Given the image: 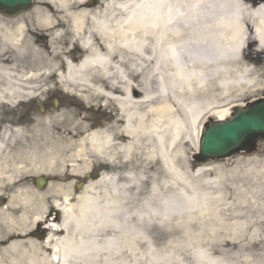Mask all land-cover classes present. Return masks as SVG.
<instances>
[{
    "label": "bare ground",
    "instance_id": "bare-ground-1",
    "mask_svg": "<svg viewBox=\"0 0 264 264\" xmlns=\"http://www.w3.org/2000/svg\"><path fill=\"white\" fill-rule=\"evenodd\" d=\"M34 1L0 10V116L62 89L83 112L0 126V264H264V158L193 159L207 117L264 97V0ZM101 164L51 202L26 180Z\"/></svg>",
    "mask_w": 264,
    "mask_h": 264
},
{
    "label": "rangeland",
    "instance_id": "rangeland-1",
    "mask_svg": "<svg viewBox=\"0 0 264 264\" xmlns=\"http://www.w3.org/2000/svg\"><path fill=\"white\" fill-rule=\"evenodd\" d=\"M119 2H128L127 0H118ZM108 0H96L95 3H93L92 7H98V8H104L105 6L108 5ZM212 3V0H211ZM114 6H118L114 5ZM129 6V5H128ZM113 7V6H112ZM117 11L121 14L122 10L120 8H117ZM29 12V11H28ZM26 12V13H28ZM23 14V13H22ZM122 15V14H121ZM81 53H78V55L81 57L83 53V51H81V49H79ZM55 82V81H54ZM65 91L64 89L62 90H57L51 94H45L42 97L33 100V101H25L20 103L19 105H17L16 107L12 106V107H3L2 108V116H0V118H2V122H0V126H4L6 125L7 122H14L16 124V126H24V127H28L31 126L35 120V117L39 114H43L46 111H50L53 110L54 108H56L57 106H65V104L68 103H72L79 108V110L81 112H83L81 109L82 104L80 102V100L78 99V97H73L71 98L70 96H67L66 94H64ZM262 98V93H257L255 95H251L249 96L243 103V105L239 106V107H244L247 105V103L254 101L256 99ZM72 99V100H71ZM235 107V106H234ZM233 108H231V113L233 111ZM210 118H212V120H216V118L214 116H209L207 117L204 122L206 120H209ZM89 122L91 124H93L95 127L97 128H102L104 127L106 124H108L110 122V118L103 113L102 111H100V109H96L90 112V117H89ZM203 126V125H202ZM1 127V128H2ZM200 137V136H199ZM199 144V140L197 141ZM198 150L194 153L196 154ZM260 157V158H264V140L259 142L258 144V148L251 153H246V152H240L238 154L232 155V156H228L226 158H222V159H217V160H213V161H208V163H210L211 165H219V164H226L228 167H234L236 164V160L240 157L243 158H250V157ZM193 159H194V155H193ZM111 170L109 169V167L106 164H101V167L98 169H95L92 173H87V174H80V175H72L66 178H60V176H55L52 174H46V173H41L39 172V174H26V180H28L29 184H31L37 191H39L41 194H44L47 199L49 200V202H51V200H53V198L51 197L53 194V189L51 184L55 181L60 182L62 185L67 186L68 184L71 185L72 188V192L76 195L79 194L84 186L85 183H95L102 175H109L111 174ZM87 175H90V177H87ZM39 177H44L46 179V183L44 187H40L37 184V178ZM212 178V176H211ZM152 179H150L149 182H151ZM67 190V187H66ZM5 194H3L2 196H0V204L1 205H6L7 202H9L10 199V195H11V191L10 189H6ZM49 223H43L42 226L45 228L48 226ZM47 231V229H44ZM260 234L263 235L262 231H259L256 235L257 238L260 237ZM47 234L44 233L43 234V238L46 236ZM43 238H41L40 240H43ZM241 258H243L242 256H240ZM219 264H231L229 260L225 261H218ZM232 262V261H231ZM217 264V263H214Z\"/></svg>",
    "mask_w": 264,
    "mask_h": 264
},
{
    "label": "water",
    "instance_id": "water-1",
    "mask_svg": "<svg viewBox=\"0 0 264 264\" xmlns=\"http://www.w3.org/2000/svg\"><path fill=\"white\" fill-rule=\"evenodd\" d=\"M33 5L34 0H0V10L10 16L27 11ZM260 139H264V99L253 101L246 108H235L226 121L206 122L195 159L206 161L241 151L252 152ZM38 185H45L44 178L38 179Z\"/></svg>",
    "mask_w": 264,
    "mask_h": 264
},
{
    "label": "snow or ice",
    "instance_id": "snow-or-ice-1",
    "mask_svg": "<svg viewBox=\"0 0 264 264\" xmlns=\"http://www.w3.org/2000/svg\"><path fill=\"white\" fill-rule=\"evenodd\" d=\"M252 2L255 4V3H257V0H252ZM254 46H255L254 44L248 45L249 54H251L252 49L254 48ZM261 54H264V52H258L257 53V55H261Z\"/></svg>",
    "mask_w": 264,
    "mask_h": 264
}]
</instances>
